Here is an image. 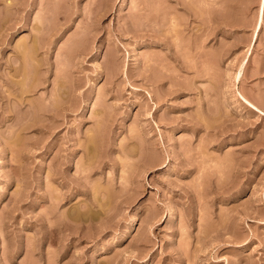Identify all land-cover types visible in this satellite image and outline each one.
<instances>
[{"label": "rangeland", "instance_id": "rangeland-1", "mask_svg": "<svg viewBox=\"0 0 264 264\" xmlns=\"http://www.w3.org/2000/svg\"><path fill=\"white\" fill-rule=\"evenodd\" d=\"M0 264H264V0H0Z\"/></svg>", "mask_w": 264, "mask_h": 264}]
</instances>
